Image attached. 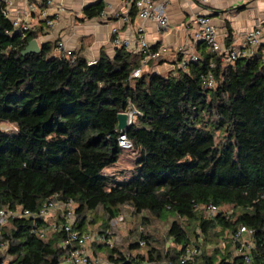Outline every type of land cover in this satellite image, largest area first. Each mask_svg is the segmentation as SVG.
<instances>
[{
  "label": "trees",
  "instance_id": "16d2710c",
  "mask_svg": "<svg viewBox=\"0 0 264 264\" xmlns=\"http://www.w3.org/2000/svg\"><path fill=\"white\" fill-rule=\"evenodd\" d=\"M41 1L40 10L46 6ZM4 7L1 0L0 210L21 208L34 216L9 219L0 229L9 264L63 263L66 235L40 238L47 221L35 217L53 198L75 204L72 230L78 233H89L87 215L99 209L108 217L105 229L124 206L135 215L172 218L167 236L179 251L133 255L150 244L142 221L129 252L109 247L108 231H102L107 264H162L165 256L167 264H181L192 247L200 253L184 264H243L230 237L240 227L253 231L251 264H264L263 48L229 64L197 43L198 60L184 68L186 55L177 53L173 72H151L160 59L130 78L143 55L125 48L112 59L101 53L93 63L51 43L22 56L49 22L23 31L3 15ZM83 12L92 19L103 6ZM130 16H136L134 6ZM209 74L213 87L207 89ZM129 106L135 119L118 132L117 116ZM2 124L14 131H3ZM122 134L131 150L119 146ZM127 153L134 155L128 173L107 174ZM210 205L218 209L214 217L207 216ZM225 233L232 252L214 248L206 256L204 246Z\"/></svg>",
  "mask_w": 264,
  "mask_h": 264
},
{
  "label": "crops",
  "instance_id": "0c3cea01",
  "mask_svg": "<svg viewBox=\"0 0 264 264\" xmlns=\"http://www.w3.org/2000/svg\"><path fill=\"white\" fill-rule=\"evenodd\" d=\"M157 2H164V12L169 23L166 28L159 27L153 21H142L136 16H130L129 22H123L121 19L128 12L123 0H53L45 9L46 19L40 14L41 0H12L8 13L9 20L19 19L33 29L40 22H51V25L46 24L43 33L38 36L39 45L61 44L65 51L76 53L89 63L96 61L101 53L110 59L114 58L119 49L113 44L115 35L123 39L143 36L151 46L165 50L162 63L149 68L151 72L162 75L175 70L178 48H184L187 55L195 54L191 30L195 18L200 16L211 19L219 43L228 49H240L246 33L261 29L263 37L257 49L263 48L264 54V0H211L206 5H200L194 0ZM97 3L103 6L101 15L86 18L84 9ZM28 4H33L36 10H28ZM139 29L143 31L139 33ZM57 52L53 50L54 54Z\"/></svg>",
  "mask_w": 264,
  "mask_h": 264
},
{
  "label": "built area",
  "instance_id": "2783aa9c",
  "mask_svg": "<svg viewBox=\"0 0 264 264\" xmlns=\"http://www.w3.org/2000/svg\"><path fill=\"white\" fill-rule=\"evenodd\" d=\"M128 12L121 19L123 22H129L130 20V10L134 6L136 10V17L142 21L148 20L155 22L159 27L166 28L168 26V19L164 12V2L159 3L158 0H123ZM164 1V0H163ZM200 5H206L211 0H194ZM53 0H46L45 7L41 10L40 14L43 19H46L45 9L52 4ZM5 10L2 12L3 15L8 16V9L12 6V0H2ZM28 10H36L33 4H28ZM60 13V12H59ZM15 28L24 30L32 29L27 23L21 22L19 19H10ZM49 25L52 23L49 22ZM194 27L191 30V42L196 45L197 43L206 44L210 52L221 57V61L225 63H233L239 58L252 57L256 53V49L260 44V40L263 37V31L261 29H254L248 33L243 38L242 47L237 50L228 49L222 46L218 39L216 28L212 24L211 19L207 16H200L195 18ZM143 30L139 29L138 32L141 33ZM115 33V31H114ZM113 44L118 48H125L133 54H142L143 58L140 62V67L134 70L130 78H139L142 70L148 67L151 61L160 60L165 50L163 48L152 49V46L146 41V39L141 36L136 39H123L119 36H114ZM58 50L64 51L63 46L58 44ZM66 56H70L71 52L66 51ZM177 53L186 55L180 62L181 67H185L188 60L197 61L198 56L196 54L187 55L185 54L184 48H178ZM262 62H264V54L262 56ZM203 86L207 89L213 87V77L208 75L207 80L204 81ZM128 117V125H131L137 114L131 106L128 107L126 112H124ZM119 146L123 150H131L132 144L127 139V137L122 134L119 137ZM55 213L60 214V221L52 223L50 225H44L42 230H39L40 238H45L47 233L51 232H63L66 235V241L64 243L65 255L63 257V264H90L89 259V245L94 241V236L90 233H78L72 230L74 223L76 222L75 216V204L72 201L67 203H59L55 198L48 201L40 209L39 213L35 216L36 219L44 220L46 222L50 215ZM207 216L214 217L218 213V209L212 205L206 209ZM34 217L28 211H24L19 208L16 210H0V229L6 225L9 219L24 218V217ZM232 242L235 244V256L242 258L243 264L252 263V252L255 249V244L253 243V231L245 227H240L233 235L230 236ZM111 246V241L108 242ZM144 244L143 242L141 245ZM200 251L197 248L192 247L187 250L183 259H181V264H184L192 258L197 257Z\"/></svg>",
  "mask_w": 264,
  "mask_h": 264
},
{
  "label": "rangeland",
  "instance_id": "374dc122",
  "mask_svg": "<svg viewBox=\"0 0 264 264\" xmlns=\"http://www.w3.org/2000/svg\"><path fill=\"white\" fill-rule=\"evenodd\" d=\"M254 55H256V53ZM1 128L6 132L14 131V127L9 124H2ZM133 160L134 155L127 153L122 157L119 164L115 168L107 170L106 173L115 174L120 171H127L128 173V171L132 168L131 164ZM58 215V213L50 215L46 220V225H50L52 223L60 221L59 218L57 220ZM142 216H145V218H142ZM107 218L108 217L105 216L103 211L100 209L97 210L96 213L87 215L89 223H87L86 231L94 236V241L88 247L89 259L91 261L90 264H107V255L105 251L106 246L104 244L105 240L102 237V231H108L107 233L111 240V246L109 247H115L122 252H129V247L137 239L136 233L137 230L141 228L142 221L145 222V224L142 225L143 233L148 237L150 244L148 247L146 246L140 250H133V255H136L138 253L140 255L146 256L151 249H154L156 251H159L162 256H164L170 252L172 253L173 251L180 250V248L173 244L167 236V230L170 222L172 221V218L162 220L149 214L135 215L129 206L122 207L120 215L117 218L110 220L108 229H105V227L103 226V222H106ZM6 227L10 228V223ZM227 239L228 235H226V233L223 237H220L219 240L218 238L213 239L211 244H209L208 246H204V254L206 256L212 255L214 253V248H218V250L222 251L223 253L227 251L232 252V249H230L231 246H229L230 248L226 247V242L228 241ZM5 248L6 247H3L0 250V256L3 259V264H9L12 258L6 254ZM233 255L235 257L234 252ZM167 263L168 260H166L165 256L162 264Z\"/></svg>",
  "mask_w": 264,
  "mask_h": 264
},
{
  "label": "water",
  "instance_id": "95a60500",
  "mask_svg": "<svg viewBox=\"0 0 264 264\" xmlns=\"http://www.w3.org/2000/svg\"><path fill=\"white\" fill-rule=\"evenodd\" d=\"M41 51L40 45L37 40H32L28 43L25 50L22 52V56L27 54H39ZM128 117L125 113H121L117 116V130L118 132H125L129 128Z\"/></svg>",
  "mask_w": 264,
  "mask_h": 264
}]
</instances>
